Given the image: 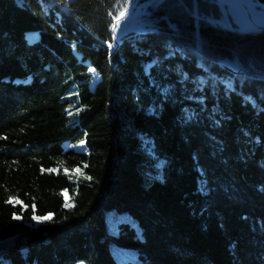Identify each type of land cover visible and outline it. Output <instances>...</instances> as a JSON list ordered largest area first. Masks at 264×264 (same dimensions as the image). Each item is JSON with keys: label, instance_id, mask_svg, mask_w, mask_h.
<instances>
[{"label": "trees", "instance_id": "trees-1", "mask_svg": "<svg viewBox=\"0 0 264 264\" xmlns=\"http://www.w3.org/2000/svg\"><path fill=\"white\" fill-rule=\"evenodd\" d=\"M115 8L0 0V264H264V32L166 0L110 59Z\"/></svg>", "mask_w": 264, "mask_h": 264}, {"label": "bare ground", "instance_id": "bare-ground-1", "mask_svg": "<svg viewBox=\"0 0 264 264\" xmlns=\"http://www.w3.org/2000/svg\"><path fill=\"white\" fill-rule=\"evenodd\" d=\"M217 2L225 10L227 15V18L222 21L223 25L233 26V22L231 21V18H233L235 23L240 25L243 30H255L258 26H260L261 22H264V10L258 9L261 3L248 2L250 9L257 15L258 18L255 22V26L249 24L246 18L245 9L237 0H217ZM262 7L264 9V5H262ZM146 9L147 5L141 6L137 1L131 2L127 8V15L123 19H119L117 21V27L114 30L116 38L121 40L128 34L138 32L142 28V25L140 24L141 18L145 15ZM111 46V49H113V47H115L114 43H112ZM26 250L27 246L20 249V251L23 252Z\"/></svg>", "mask_w": 264, "mask_h": 264}, {"label": "rangeland", "instance_id": "rangeland-1", "mask_svg": "<svg viewBox=\"0 0 264 264\" xmlns=\"http://www.w3.org/2000/svg\"><path fill=\"white\" fill-rule=\"evenodd\" d=\"M133 1H137L139 5H147L146 13L145 15L141 18V25L142 28L136 32V33H131L126 35L123 40L129 36H135V35H146V34H152V33H159L162 32V21H165V23L168 25V27L174 31L178 32V27L174 23H171L167 17H163L159 19L155 15V9H157L162 3H164L166 0H116V8H115V15L113 18V25H114V20H116V17H118V13L122 11L125 8H128L129 4ZM217 2V0H216ZM218 3V2H217ZM220 6V5H219ZM222 13H223V18L221 20H216V19H210L209 22L215 26H221L226 28V25L222 24V21L225 19V10L220 6ZM259 10H264L263 8L259 7ZM227 18V15H226ZM231 21L233 22V26H230L231 28L235 30H242V27L238 24L235 23L233 18H231ZM230 24V23H229ZM113 29V28H112ZM227 29V28H226ZM28 39L30 42H34L38 39V35L36 34H29ZM111 44H110V49H111ZM17 244V239H8L5 241L0 242V254L3 252L9 253L10 249L15 248ZM24 247V246H23ZM22 247V248H23Z\"/></svg>", "mask_w": 264, "mask_h": 264}, {"label": "water", "instance_id": "water-1", "mask_svg": "<svg viewBox=\"0 0 264 264\" xmlns=\"http://www.w3.org/2000/svg\"><path fill=\"white\" fill-rule=\"evenodd\" d=\"M240 5H242V7L245 9V14H246V18L249 22L250 25H255V22L258 20L257 15L250 9L248 2L251 3H261V5L259 7L263 8L262 5H264V0H237ZM226 19V17H225ZM224 19V20H225ZM114 24H117V19L114 20ZM227 29L238 33V34H242V35H246V34H251V35H258L264 32V22L260 23V26H258L255 30L249 29V30H235L233 28H231L229 25H226ZM256 26V25H255ZM115 29H112L113 32V43L115 45V47H113V49H110V59H112V57L119 51L122 43H123V39H118L116 38V34H115ZM7 254V252H3L0 254V260Z\"/></svg>", "mask_w": 264, "mask_h": 264}, {"label": "snow or ice", "instance_id": "snow-or-ice-1", "mask_svg": "<svg viewBox=\"0 0 264 264\" xmlns=\"http://www.w3.org/2000/svg\"><path fill=\"white\" fill-rule=\"evenodd\" d=\"M126 15H127V8L123 9L122 11H120V12L118 13V17H116L117 21H118L119 19H123ZM116 27H117V25L114 24V25H113V28L115 29ZM17 218H19V217H17Z\"/></svg>", "mask_w": 264, "mask_h": 264}]
</instances>
